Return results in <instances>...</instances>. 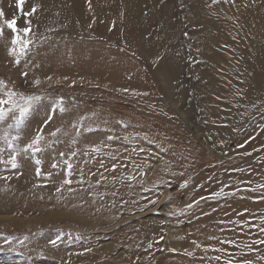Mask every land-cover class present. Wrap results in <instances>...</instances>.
<instances>
[{
  "label": "rangeland",
  "instance_id": "1",
  "mask_svg": "<svg viewBox=\"0 0 264 264\" xmlns=\"http://www.w3.org/2000/svg\"><path fill=\"white\" fill-rule=\"evenodd\" d=\"M80 2L85 21L74 0H0V27L12 40L4 21L15 18L29 41L19 63L65 66L0 73V99L31 100L23 118L0 106V264H209L181 251L227 231L224 242L249 245L254 219L264 221V178L255 186L247 177L249 162L264 164V0H144L145 40L163 19L154 3L170 24L164 57L130 44L126 0H110L102 21L94 0ZM94 51L100 59L88 58ZM122 56L135 73L123 88L77 82L91 77L78 62L108 71Z\"/></svg>",
  "mask_w": 264,
  "mask_h": 264
},
{
  "label": "bare ground",
  "instance_id": "2",
  "mask_svg": "<svg viewBox=\"0 0 264 264\" xmlns=\"http://www.w3.org/2000/svg\"><path fill=\"white\" fill-rule=\"evenodd\" d=\"M126 1H127L126 2L127 6L130 8L127 11L128 12L127 13L128 16H127V19H126V23H129L131 25V29L129 30L130 27L128 28L129 32H128V36H127L128 41L130 42V44L135 48L136 51H138L142 55L144 53H143L141 48L144 45V46H146L148 51L151 52V54H156L157 56L158 55H160V56L163 55V57H164L166 55V52L164 50V46L168 45V44H166V41L163 39V37L166 34V30L169 29L170 24L168 23V19H166V17L164 16V13L161 11V8L158 7L157 5H155V3H154V11L156 12L155 16H159V14H163V19H161V21L159 22L158 33L153 35V36H151L150 39L145 40L143 38V36H142V31L138 30V26H139L140 22L144 19L141 16V14H140V9L142 8V6H144L145 2H144V0H126ZM109 2H110V0H94L93 4L97 8L98 16H99L101 21L103 19H105L104 17H106V15H107L105 13V12H107L106 5ZM80 4H81L80 0H74V7H75V10H76V14L78 15L80 20H84L85 21V20H87V18H89V14H86V13L83 12ZM1 7H2V5H0V8ZM50 11H51L50 13L52 15L53 14H58L57 10H55V8H52ZM39 14H42V12L40 11ZM59 17L61 18L62 15L60 14ZM132 33H133V36L131 37ZM204 33H206V38L208 37L209 40H219V41H220V39L222 40V37H219L217 35V32H212L211 33V32L205 31ZM133 37H134V39H132ZM2 38H3L2 40H7V43L0 42V60L1 61L2 60L10 61L9 63H11V67H12L11 69H9L7 67L4 68L2 65H0V73H2L3 75H6V74L8 75L9 74L10 76L16 78V73L19 71V69L23 68V65L24 66L26 65L25 68L28 69V72L33 73V74H37V75H43V74H45L47 72H52V71H57V70L58 71H63L65 69V66H62V65L58 66L55 62L54 63L57 66L49 65L48 63H46L48 61V59H46V58H40V59H36L34 61L30 58L29 61L27 60L28 61L27 64H23L24 62H21V63H19L17 65H14V67H13L12 58H11L12 55L9 54V49L12 46L10 35L7 32L4 31ZM134 41H135V43H133ZM238 42L239 41H237V43ZM207 50H208V48H207ZM232 50L234 52V49H232ZM111 53L112 52H110L109 55H111ZM88 55H89L88 58L92 57V59H94V60L100 59V58H98L100 56L96 57L98 54L95 51L93 53L92 52L89 53ZM143 56H146V55L144 54ZM229 56H231V55H229ZM9 58H11V59H9ZM49 60H50V58H49ZM101 60H103V58ZM112 61H114V62H112ZM112 61H107V63H106L107 68L108 67L110 68V69L108 68L109 69L108 71H104L103 69H101L100 66H96L94 64H89V63H87L85 61L78 62L77 63L78 66L83 71L88 72L89 74H91V77H90V75H84V74H87V73L83 72L84 74H81V75L79 74L78 75L77 82H86L88 84L89 83H93V84L96 83L97 84L100 80H105L104 78H106L107 80H105L106 82H104L106 84V86L114 89L116 87V85H118V87L123 88L122 85L124 84V86H125L126 83L125 82L124 83L123 82L120 83V82L127 80V78L133 77L135 73L133 72V70L131 68L132 66L128 63V61H126L125 58H124L123 64L119 62L118 58H116L115 60H112ZM214 61H216V59ZM214 61L211 62L212 68L214 70H217L218 69V64L215 63ZM7 70H8V72H7ZM9 71H11V72H9ZM119 73H120V75H119ZM45 83H46V81H45ZM131 83L129 85H126V87L128 86L127 88L133 89L135 85L133 83L131 85ZM98 84H100V83H98ZM260 110H261L260 114L264 113V107H261ZM256 123H258V122H256ZM257 127H259V126H257ZM258 129H260L261 132L258 133V134H256V133L255 134L259 138L261 135L263 136L262 133H264V125L261 126ZM260 141H262V139ZM257 146H256V149L259 147V146L258 147ZM263 150H264V148H263ZM253 152H252V155H254ZM261 152H262V150H261ZM259 155H261V154H259ZM249 159H250V156H249ZM255 163L257 164V162H255ZM255 163H252V162L248 163V164H250V169H249L250 170V175L248 174L249 176H247V177H250V179H252V181H253V184H255V186H257L258 185L257 182L264 178V164L260 165V166H257ZM261 166H262V168H261ZM246 170L248 172V169H246ZM263 213H264V210L263 211H259L256 215L262 216ZM254 220L255 221L253 222V224H251V227H252L251 231L249 230L250 229L249 228L248 229L249 232H247V233L253 235L252 238H254L255 240L252 239L254 241L250 242L249 245H247L246 241H244V240L243 241H239V240H236L235 238L227 240L226 242H224L223 241V236L228 234V233H230V232H232V231H227V232H220V236L221 237H219V238L212 237L213 235L211 234V236L209 238H206V240L201 242V245H202V246H200L201 247L200 248L201 251H198V252L195 251L193 254H191L189 250H188L189 253H187V250L186 251L182 250L181 253H184L185 255H188V257L192 256V258H194L193 260L208 261L209 264H229L230 261H233L232 264H264V257L262 256V258H260L261 257L260 254H256L258 252V250H260L261 248H264L263 245H259V243H258L259 242V237L263 234L262 231L264 230V221L263 222H259V217L255 218ZM182 236H184V235H182ZM186 238H188V237H186ZM246 239H248V238H246ZM174 240H176V239H174ZM202 247H204L203 249H205L204 252L202 250ZM243 253H245V254H243ZM219 257L221 259H217ZM180 261L181 260H179V259H174L170 264H172V263L173 264H181V263H179ZM186 261H189V260L186 259Z\"/></svg>",
  "mask_w": 264,
  "mask_h": 264
},
{
  "label": "snow or ice",
  "instance_id": "3",
  "mask_svg": "<svg viewBox=\"0 0 264 264\" xmlns=\"http://www.w3.org/2000/svg\"><path fill=\"white\" fill-rule=\"evenodd\" d=\"M23 3V0H17V5L19 7V5H21ZM36 11V8L33 7L31 12L26 13V15L31 16L34 12ZM4 13L2 11H0V17H3ZM4 24H6L7 28L11 30V32L13 33V39L11 40V44L13 45L12 48L9 49V54L16 56V63L19 64V56L26 54V49L28 47V43L29 41L21 39L19 37V35H17V33L19 31H21L20 29H18L15 25H16V20L15 18L11 19V20H5ZM23 33L25 36L28 35L29 31H30V25L29 27H25L23 30ZM3 32L4 29L3 27H0V38L3 37ZM17 46H19V51H17ZM26 75V73H25ZM36 83L38 84L39 81H36ZM3 84V81H0V85ZM8 99H0V106L2 105H8L9 106V110L14 109L16 107L20 108V116L21 118H23V116L26 114V112L28 111V107L31 103V100L29 98H24L22 97V101L23 103L20 104L18 101L14 100V93L9 92L8 94ZM5 114V109L3 107H0V119H2L4 117ZM40 140V137L37 136L34 140H33V144H38ZM29 147H32V145H29ZM38 150V149H37ZM9 163L11 164V166L13 168L17 167V162L16 159L13 157ZM37 164H39V161H37ZM70 167V165H69ZM66 183H70V181H66ZM219 259V258H217Z\"/></svg>",
  "mask_w": 264,
  "mask_h": 264
}]
</instances>
